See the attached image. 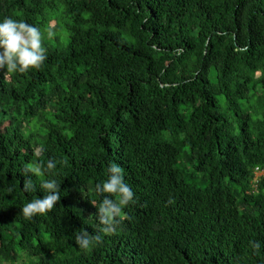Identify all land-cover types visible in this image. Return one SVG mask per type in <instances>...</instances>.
<instances>
[{"label": "trees", "instance_id": "obj_1", "mask_svg": "<svg viewBox=\"0 0 264 264\" xmlns=\"http://www.w3.org/2000/svg\"><path fill=\"white\" fill-rule=\"evenodd\" d=\"M5 17H63L68 41L0 70V264H264V0H0ZM50 159L61 199L26 220L43 193L24 168ZM111 163L134 202L81 250Z\"/></svg>", "mask_w": 264, "mask_h": 264}, {"label": "clouds", "instance_id": "obj_2", "mask_svg": "<svg viewBox=\"0 0 264 264\" xmlns=\"http://www.w3.org/2000/svg\"><path fill=\"white\" fill-rule=\"evenodd\" d=\"M54 25L55 22L53 21ZM49 40L57 35L56 29L49 26L46 30ZM45 31L40 27L26 21L5 17L0 19V70L8 74H27L33 70H39L46 60L47 49L43 46ZM39 152L42 154L44 148ZM66 161L50 159L46 163L36 162L24 168L27 179L24 181L22 191L25 194L40 191L42 198L37 196L24 203L20 208V215L26 220L47 215L51 212L61 199V184L57 180L59 175L58 166L66 165ZM264 172L256 169L254 182L258 181ZM34 178H40L37 184ZM11 191V189H10ZM96 193L103 197L94 215L98 231L95 235H90L87 231L81 230L75 235V244L81 250H89L95 244L103 242L105 236L115 235L121 222L128 217L124 214V209L134 202L135 193L126 182L124 169L111 163L107 167V179L96 185ZM169 204L173 203L171 199ZM253 252L260 254L264 245L259 241L250 242Z\"/></svg>", "mask_w": 264, "mask_h": 264}, {"label": "rangeland", "instance_id": "obj_3", "mask_svg": "<svg viewBox=\"0 0 264 264\" xmlns=\"http://www.w3.org/2000/svg\"><path fill=\"white\" fill-rule=\"evenodd\" d=\"M55 26H56V32L57 35L54 39L49 40L46 36V31H45V39L43 41V46L44 44L50 47L52 50H59V51H64L66 46H67V33L64 30V25L66 23V20L63 19V17H59L56 19ZM57 39V41H56ZM225 107H222V110H224ZM231 120V119H230ZM262 175V173H261ZM195 184L198 185L199 187H204V183H200V175L194 180ZM25 259V256H23ZM20 264V263H17Z\"/></svg>", "mask_w": 264, "mask_h": 264}]
</instances>
